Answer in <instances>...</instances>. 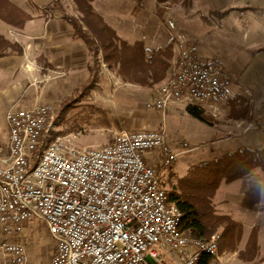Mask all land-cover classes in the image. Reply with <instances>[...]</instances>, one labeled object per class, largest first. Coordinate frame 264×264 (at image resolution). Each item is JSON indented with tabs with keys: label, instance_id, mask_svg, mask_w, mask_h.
Segmentation results:
<instances>
[{
	"label": "built area",
	"instance_id": "2783aa9c",
	"mask_svg": "<svg viewBox=\"0 0 264 264\" xmlns=\"http://www.w3.org/2000/svg\"><path fill=\"white\" fill-rule=\"evenodd\" d=\"M166 26L174 29L172 22ZM169 66L168 78L145 103L146 110L164 114L171 107H203L221 112L233 85L221 65L201 59L198 45L178 36ZM4 122L3 264H28L15 238L35 219L46 225L55 244L50 264H169L165 257L170 264H198L203 255L217 257L219 233L207 240L181 233V214L149 164L156 155L160 167H172L188 149L184 141L171 142L164 131H121L112 144L98 149L78 151L59 138L41 148L55 131L50 104L9 109Z\"/></svg>",
	"mask_w": 264,
	"mask_h": 264
},
{
	"label": "rangeland",
	"instance_id": "374dc122",
	"mask_svg": "<svg viewBox=\"0 0 264 264\" xmlns=\"http://www.w3.org/2000/svg\"><path fill=\"white\" fill-rule=\"evenodd\" d=\"M54 2L55 0L52 4ZM57 5L61 6L69 18L81 20V14L72 0H58ZM119 5L126 6L129 17L119 13L117 20H120L122 24L130 23L132 31L143 29L149 33L162 31L171 46V57L172 43L178 36L194 43L196 42L194 40L211 38L214 39L216 46L214 49L222 52L224 51L222 47H225L231 57L236 55V58L241 59V63L246 62L244 66L246 71L238 76L232 69H227L226 65L219 61L221 59L214 58L211 60L212 63L221 65L233 79H239L241 83L253 86L257 84V88L264 87L262 82L264 79V0H124ZM90 6L94 11L93 5L90 4ZM55 10L59 14L53 6L45 11L55 13ZM97 16L101 18L99 13ZM102 20L106 23L104 19ZM166 21L173 23V30L167 28ZM0 24L4 25L1 22ZM106 24L116 30L110 23ZM119 31L120 28L117 32ZM8 36L13 37V34L9 32ZM168 43L165 40L161 46L164 48ZM158 44L157 46H160V43ZM147 47L146 49L150 51V46ZM205 49L208 51L206 46ZM246 50L250 53L254 51L248 59L242 57V53ZM240 51L241 54L237 55ZM218 53L212 54L217 56ZM12 66L15 70L17 69L15 64ZM169 70L170 66L163 81L168 78ZM16 71H18L17 74H21V71ZM42 73L46 72L39 64L38 73L34 72L35 76L30 78L31 82L26 79V82L28 81L26 86L20 90V95L24 96L25 102L29 105L47 102L54 104L55 131L42 140L41 148L46 143L59 138L68 147L78 151L98 149L112 144L115 135L121 131H164L171 142L184 141L188 145L186 153L181 155L170 168L160 167L156 155L155 160L149 162L167 194L170 192L171 185H174L175 179L184 177L193 166L209 162L214 156L221 155L215 158L218 159L230 155L240 146L248 151H252L253 146L264 150V95L260 96L258 101L254 100L255 102L251 103L249 98L243 99L244 101L239 105L242 109L238 110V113L241 112V117L247 116L243 122L233 121L232 118L240 116L233 115L227 109L219 112L218 115L200 107L206 121L201 123L189 116L185 109L182 110L179 107H171L164 114L146 110L145 103L163 81L149 88L127 84L121 81L115 68H108L100 60L96 87L86 96L74 97L71 102L77 106L66 110L64 106H61L65 99L62 101L59 97L57 102L48 101L50 96L52 98L57 92H61V87L63 88L66 84H63V76L60 73L51 74L49 78L45 77L42 81ZM17 74L15 73L16 78L19 75ZM80 79L82 82L83 77L81 76ZM252 80L255 82L252 83ZM30 83L33 85L32 88H29ZM4 84V77L1 76L0 88ZM261 91L264 93V88ZM25 94H28V97ZM156 120L158 123L156 130L139 128V126H151ZM3 123L2 114L0 129L4 128ZM7 145L8 135L6 136V133L0 135V161L4 160ZM256 175L259 177L261 174ZM252 176L253 174L250 177ZM251 194L255 196L250 198V201L256 199L258 210L264 211V184L260 183L256 190L250 191L249 195ZM244 232L246 234L247 229H244ZM216 233L220 235V231ZM260 233L264 241V225L260 226ZM15 240L24 246L28 264L51 263L55 244L41 220L35 219L25 225ZM237 249L241 250V243ZM166 259L168 262L169 258Z\"/></svg>",
	"mask_w": 264,
	"mask_h": 264
},
{
	"label": "crops",
	"instance_id": "0c3cea01",
	"mask_svg": "<svg viewBox=\"0 0 264 264\" xmlns=\"http://www.w3.org/2000/svg\"><path fill=\"white\" fill-rule=\"evenodd\" d=\"M52 1L53 0H11L13 4L28 14L31 20L25 24L22 30H15L0 24V35L17 45L21 50V54L19 55L8 54L0 60V77L3 76L5 81L4 86L0 88V115L3 114V118L4 114L9 109L29 110L44 104H50L54 107L53 103L48 102L29 105V103L25 102L24 96L20 95V90L26 86L28 81L31 82L30 78L35 76L34 72L38 73L39 64L42 70L46 72L42 73V81L45 77L49 78L51 74L60 73L64 78L63 84L66 83L63 85V88L61 87V92H57L52 98L50 96L49 102H57L56 100H58L59 97H61L62 101L72 97L89 79L91 57L88 49L80 39L74 37V31L71 25L62 19L63 16H69L63 12L61 6L60 10H57L59 14H57L56 10L55 13L45 11L52 8ZM123 1L124 0H93L91 4L97 15L99 13L106 23L108 22L112 27L116 28V30H112L114 32L116 31L115 34L120 40L129 45L142 42L145 49L148 48L147 46H150V51L163 50L166 48L169 43L162 31L158 30L153 33H149V31L145 29L132 31L130 23L129 25L128 23L122 24L120 20H117V15L119 13L120 15L123 14L129 17V10L126 9V6H118V4L123 3ZM116 6H118V8H115ZM118 28H120L119 32H117ZM9 32L13 34V37L8 36ZM132 39L134 41H132ZM165 40L168 44L163 48L161 44L164 43ZM194 41L197 42L195 43L198 45L201 59L207 61L214 60V58L217 60L221 59L219 61L224 63L227 69H232L238 76L246 71V69H244L246 62L241 63V59L236 58V55L231 57V54L225 50V47H222L224 50L222 52H220V50L217 51L216 48L214 49V39L210 38ZM158 43H160V46H157L159 45ZM204 45L208 48L209 52L206 51ZM151 46L157 47L152 48ZM213 52L219 53L216 56L212 54ZM238 53L237 55H240L241 51ZM253 53L254 51L250 53L246 50L242 53V57L248 59ZM13 64H15L16 70L21 71V74H17L18 71L13 68ZM15 73L18 75H16L17 78L15 77ZM81 76L83 77L82 82L80 79ZM26 79L28 80L27 82ZM254 82L255 81L252 80V83ZM262 82L264 84V79H262ZM32 87L33 85L30 83L29 88ZM256 88L257 84L253 86L251 84L241 83L239 79H233V85L230 88L231 96L226 99L225 106L221 108V112L227 109L233 113V115L240 116L232 118L234 119L233 121L243 122V119H246L247 116L241 117V112L238 113V110L242 109L239 105L244 101L243 99L249 98L251 103L254 100L258 101V98L264 95L261 91L264 87H259L257 88L258 90ZM25 96L28 97V94H25ZM71 104L72 105L69 106L70 109L77 106L73 104V102H71ZM238 107L240 108L238 109ZM3 124L4 128L0 129V135L6 133L7 136L5 122ZM157 126L158 123L156 120L151 126L147 127L145 125L139 126V128L143 130H145V128L156 130ZM243 149L246 148L240 146L235 152ZM253 150H262V148L258 149L253 146L252 151ZM219 156H214L211 160ZM252 174L253 176L249 179L238 180L232 183L222 182L212 200V206L217 215L227 216L241 227V237L238 243V245L241 243V250L238 251L237 249L235 253H218L217 257L212 261V264H264V241L260 233V226L264 225V211L258 210V202L256 199H253L252 202L250 201V198H253L255 195H249L250 191L256 190L260 183L264 184V174L261 173L260 170H255ZM256 174L261 175L258 177ZM261 220L262 222H259ZM244 229L248 231L246 234ZM253 229L256 230L258 252L252 262L244 263L239 260L238 254L244 251L249 235ZM165 261L167 262L166 258ZM171 262L172 260L169 259L167 263L170 264ZM3 263L4 259L2 257L0 264Z\"/></svg>",
	"mask_w": 264,
	"mask_h": 264
},
{
	"label": "trees",
	"instance_id": "16d2710c",
	"mask_svg": "<svg viewBox=\"0 0 264 264\" xmlns=\"http://www.w3.org/2000/svg\"><path fill=\"white\" fill-rule=\"evenodd\" d=\"M57 2L58 0H55L53 8L60 10ZM72 2L81 14V20L65 16L62 19L71 25L74 37L80 39L88 49L91 57L90 76L72 97L61 103V106L69 110L74 97L86 96L96 87L100 60L108 68H115L118 77L124 83L149 88L163 81L171 58L170 45L156 51L146 50L142 42L129 45L120 40L94 13L90 6L92 0ZM30 20V16L11 0H0V22L4 25L22 30ZM8 54L19 55L21 50L0 35V60ZM185 111L199 122H206L200 109L187 107ZM255 170L264 173V150L236 151L193 166L184 177L175 179L168 199L170 203L175 204L181 214L179 231L185 236L205 240L220 231L218 253H235L241 237V227L229 217L217 215L212 206V199L222 182L232 183L247 179ZM257 252L256 230L253 229L244 251L238 254V258L244 263L252 262ZM213 260V257L203 255L198 264H212Z\"/></svg>",
	"mask_w": 264,
	"mask_h": 264
}]
</instances>
